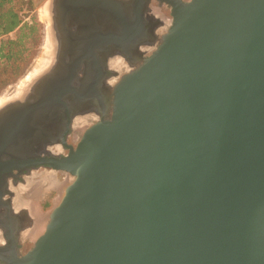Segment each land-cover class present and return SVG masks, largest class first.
Segmentation results:
<instances>
[{
	"label": "water",
	"instance_id": "water-1",
	"mask_svg": "<svg viewBox=\"0 0 264 264\" xmlns=\"http://www.w3.org/2000/svg\"><path fill=\"white\" fill-rule=\"evenodd\" d=\"M169 3L103 117L48 160L73 180L31 249L0 253L7 264H264V0ZM35 84L32 120L67 103ZM4 125L8 140L22 121Z\"/></svg>",
	"mask_w": 264,
	"mask_h": 264
},
{
	"label": "flooded vegetation",
	"instance_id": "flooded-vegetation-1",
	"mask_svg": "<svg viewBox=\"0 0 264 264\" xmlns=\"http://www.w3.org/2000/svg\"><path fill=\"white\" fill-rule=\"evenodd\" d=\"M41 2L39 20L49 27V59L31 85L46 94H65L67 103L43 105L49 110L37 117L35 113L33 120L25 98L0 112L1 132L12 131L5 121H22L10 139L0 136V253L6 258L24 255L39 234V213L45 215L44 199L49 200L47 187L53 189L50 181L54 184L56 175L64 172L48 160L61 159L76 146L83 127L75 124L80 109L89 108V125L109 106L107 81L115 77L112 60L120 56L124 64L141 62L172 20L169 0ZM0 264L7 263L0 259Z\"/></svg>",
	"mask_w": 264,
	"mask_h": 264
},
{
	"label": "rangeland",
	"instance_id": "rangeland-1",
	"mask_svg": "<svg viewBox=\"0 0 264 264\" xmlns=\"http://www.w3.org/2000/svg\"><path fill=\"white\" fill-rule=\"evenodd\" d=\"M7 7L14 6L15 12L18 13L21 22L19 26L11 33L0 36V44L2 41H7L8 38L19 39L21 41L17 44L15 49L21 48L23 51V58L21 62L22 69L18 74H15L10 71H2L0 73V78H12V80H7L3 82L0 80V101L5 98L13 95L22 89V93L29 92V85L33 81L32 79L34 74L46 63L48 58V52L50 50V45L48 40L49 27L47 24H44L39 20L41 14H39V8L42 6L41 0H23L20 2L7 3ZM39 14L40 16H38ZM9 45H6L4 52L8 51ZM13 62L12 59L3 58L0 60V63L8 64ZM32 80V81H31ZM35 81V80H34ZM27 87V88H25ZM32 85H30L31 87ZM14 99L12 101H16ZM83 127L81 130H78L79 134L82 136L85 128L88 126L87 122L82 123ZM79 125V124H76ZM79 139H77L76 144ZM57 181H54V184L51 182L50 186L53 189L48 188L49 191V200L47 197L44 199V213L39 215L43 218L41 219V226H39V234L43 232L45 224L48 221L49 214L52 209L59 204L67 185L72 182L73 176L67 174L66 172L58 173L55 177ZM54 185V186H53ZM46 191V190H45ZM47 193V191H46ZM37 202V201H36ZM37 234V236L39 235ZM37 237H35L36 240ZM35 242V241H34ZM34 245V243H33Z\"/></svg>",
	"mask_w": 264,
	"mask_h": 264
},
{
	"label": "trees",
	"instance_id": "trees-1",
	"mask_svg": "<svg viewBox=\"0 0 264 264\" xmlns=\"http://www.w3.org/2000/svg\"><path fill=\"white\" fill-rule=\"evenodd\" d=\"M20 2L23 0H0V36L9 34L13 32L20 24L21 19L17 12H15L14 6H10L6 8L7 3ZM21 41V37L19 39L8 38L7 41H2L0 44V60L3 58L12 59L13 62L8 63L7 65L4 63H0V73L2 71H10L13 72L14 75L18 74L21 71L22 66V58L23 51L21 48L15 49L14 46L19 44ZM6 45H9L8 51L4 52V48ZM1 81L6 82L7 80H12V78H0Z\"/></svg>",
	"mask_w": 264,
	"mask_h": 264
},
{
	"label": "bare ground",
	"instance_id": "bare-ground-1",
	"mask_svg": "<svg viewBox=\"0 0 264 264\" xmlns=\"http://www.w3.org/2000/svg\"><path fill=\"white\" fill-rule=\"evenodd\" d=\"M47 56H48V58H47V60H48L49 59V52H48V55ZM45 64L34 74L33 77H35V78L32 79L33 81L31 80L32 82H34V80H36L39 76H41L44 73L43 71L45 69ZM132 67H133L132 64H124L123 61L121 60L120 56H119V58H115L114 60H112L111 69L114 71L115 77L113 76V77H111V78L108 79V81H107V87H108V89L111 91V88L113 87V85L116 82V80L118 79V77L123 73V71L129 70ZM32 82H31V84H32ZM31 84H28V85L30 86ZM25 88H27V87H25ZM23 90L24 89L21 88L20 91H18L16 93H14L13 95L5 98L4 100H1L0 101V109L3 106H5L6 104H8L9 102H11L12 100H14V99L20 100V99L24 98V94L25 93H22ZM80 110L81 111L77 114V116L75 118L76 119L75 124H78L79 123V125L82 124V123H84V122H87V120H89L88 119V115L89 114L88 115H85L86 111L89 110V108H87L86 106H83ZM40 218L43 219L41 216H40Z\"/></svg>",
	"mask_w": 264,
	"mask_h": 264
}]
</instances>
